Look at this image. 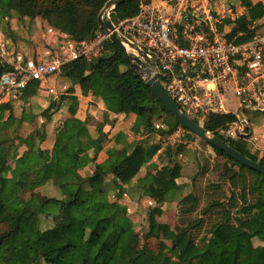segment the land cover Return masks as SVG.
Segmentation results:
<instances>
[{
	"label": "trees",
	"instance_id": "obj_1",
	"mask_svg": "<svg viewBox=\"0 0 264 264\" xmlns=\"http://www.w3.org/2000/svg\"><path fill=\"white\" fill-rule=\"evenodd\" d=\"M107 1L0 0V16L17 13L20 17L40 18L54 30V37L80 41L102 32L98 14ZM148 3L150 0H125L111 9L110 20L117 24L133 17L139 13L141 4ZM239 5L245 12L231 21V30L225 36L235 42H244L255 34L250 25L264 16V4L261 0H239ZM105 45L109 53L91 60L78 58L61 67L60 76L70 81L68 92H74L76 86L82 95L112 99L118 112L144 118V129L148 131L156 130L155 121L165 126L160 130L164 136L180 127L139 73L129 67L121 51L110 40ZM8 68L0 63V75ZM36 86V82H31L12 97L27 98L36 93ZM64 98L62 95L51 100L41 112L42 117L49 119ZM11 102L10 99L0 103V110L8 111L6 118L0 119V147L7 151L18 138L17 132L10 131L16 122ZM68 112L75 114L72 105ZM234 119L231 113H212L202 126L244 156L264 164L263 158L250 151L246 140L222 135L221 129ZM73 123L72 126L64 122L56 128L49 151L35 143L36 137L39 141L45 137L43 127L29 132L23 139L29 150L28 165L24 168H12L6 154L0 152V264H146L137 257L139 233L117 202L108 199L107 188L110 183L114 184L119 197L124 192L123 186L147 164V172L139 179V185L159 205L169 191L176 189L181 165L169 160L159 167L152 159L159 153L161 143L135 141L129 145L124 141V145L118 146L117 142L122 141V135H118L107 158L95 163L90 175L80 177L79 153L98 143L90 137L86 122L75 119ZM194 138L201 140L189 132L187 139ZM183 144L177 146V150H181ZM209 146L239 169L235 172L224 167L223 182H230L237 176L242 185L238 198L230 194L227 199L210 201L202 208L201 216H219L204 247L199 250L191 234V229L202 223L201 216L186 227L172 230L168 224L157 221L154 207H149L145 211L146 231L142 235L168 240L169 252L177 264H264V194L261 188L264 174ZM243 170L255 176L248 193L245 192ZM50 185L61 192L64 189L66 195L54 197ZM209 187L217 188L218 184ZM254 211L260 222L250 225L249 217ZM255 240L261 244L256 245Z\"/></svg>",
	"mask_w": 264,
	"mask_h": 264
},
{
	"label": "built area",
	"instance_id": "obj_2",
	"mask_svg": "<svg viewBox=\"0 0 264 264\" xmlns=\"http://www.w3.org/2000/svg\"><path fill=\"white\" fill-rule=\"evenodd\" d=\"M227 11L231 12L223 7L217 13L210 0H177L165 13L141 4L137 15L112 24L118 35L141 50L150 73L158 74L160 85L185 115L202 125L209 114L231 113L235 119L221 129L222 135L246 140L250 133L246 111H264V16L251 23L255 34L250 39L235 42L217 26ZM109 34L102 31L80 41L52 34L41 39L44 53H27L10 49L0 33V63L9 67L0 75V103L31 82L45 88L51 98L56 96L48 78L60 76L61 67L70 61L109 53L105 45ZM231 96L234 110L225 104ZM188 133L180 126L168 140L186 143Z\"/></svg>",
	"mask_w": 264,
	"mask_h": 264
},
{
	"label": "crops",
	"instance_id": "obj_3",
	"mask_svg": "<svg viewBox=\"0 0 264 264\" xmlns=\"http://www.w3.org/2000/svg\"><path fill=\"white\" fill-rule=\"evenodd\" d=\"M252 1L256 2L259 0ZM261 1L264 4V0ZM170 2V0H161L160 3L150 1L148 5L156 7L165 13L172 7ZM210 2L215 8V0H210ZM220 5L221 8L219 12L223 9V7L230 9L231 11H227L225 13V19L217 25L220 32L222 31L227 34L232 27L231 21L236 16L244 13L245 9L239 5V0H237V3L235 4H232L230 0H223ZM236 6H239L242 11L239 12L238 15H232V8ZM10 16L7 17V19L10 18ZM3 18L5 17L0 16V33H3L5 38L8 40L10 49H18L17 46L19 45L25 46L22 48V51L27 53H44L46 49L41 44V39L43 37L49 38L52 34H55L54 30L46 23V21L40 18L30 19L27 17H21L24 24L23 27L20 28L16 24H12L13 27H19L18 32L21 31V37H19L18 32L14 34V30H12L13 27H11V24L8 25V22V26L6 25V32L5 28H3ZM39 21L44 23L45 25H43L46 26V28L44 27L43 32H39L35 36L37 39L24 41L22 37L24 36V33H26L25 28L28 29L29 25H31V28L34 25L37 26ZM16 27L15 31L17 29ZM19 40L24 41V43L19 42ZM37 43H40V46H37ZM58 77H54V83H48L49 85L55 87L57 94L52 98L48 95L45 88L39 87L36 83L37 86L35 94L27 98H19L16 95L12 97L11 95L10 97L12 98H8V96L3 102H1L5 103L10 99L12 100V112L16 118V122L11 126L10 131L11 133H14V131L17 132L18 138L15 139L14 145L8 151L0 147V152L6 154L8 162L12 168H14V166L24 168L28 165L29 150L23 139L29 132L32 130H39L43 127L45 137L41 141H39L38 137H36L35 143H38V146L41 149L49 151L54 143L56 128L61 126L64 122L73 126V121L76 119L78 121L86 122V127L90 137L98 143L96 146L79 153L77 163L80 177L90 175L95 163L103 162L107 158V152L115 145V142H117L118 135H122V141L119 143L117 142L118 146L124 145V141L129 145L133 144L134 141H145L148 144L161 143L162 147L159 153L152 159V162L159 167L167 164L169 160L172 162H178L181 165L180 176L176 179L177 187L174 189L173 195H171L169 204H165V199L161 204H155L153 199L148 197L144 190L140 187L139 179L147 172V164L140 169L138 174L130 183L123 186L124 192L119 197L116 196L117 187L110 183L107 188V197L111 193L112 199H110V201H116L124 214L126 213L128 216L132 214L130 210H139L142 208L145 212L149 207H154L155 210L157 209L162 217L168 213V210H172V212L176 213L178 212V214L179 212H182V216H185L186 214L196 215L202 207L206 206L212 200L222 199L225 196L229 197L231 193L234 194L236 198L239 197L242 184L237 176L230 182H223L219 189L209 187L217 182V177L219 171L221 170L220 166L222 162H224L221 159H218L220 155L215 154L211 147H207V145L205 146L203 144L201 145L200 140L197 138L187 139L186 137L187 142L183 144V148H181V150H177V148H179L177 146H179L181 142H170L168 140V136L171 133L167 136L161 135L160 130L164 129L165 126L159 121H155L154 123L156 130L148 131L144 129L143 131V128L141 127L142 123L139 121V117L133 113L125 114L118 112L112 99L82 95L79 88L76 86H74V92L69 93L68 88L70 83L67 82L65 86V89H67L63 92L65 98L61 103L58 102L60 103V108L53 112L49 119L42 117L41 112L49 106L50 101L59 97L58 89L62 85H60ZM70 105H72L75 109L74 115H70L68 113V107ZM7 115L8 111L6 109L0 110L1 120L5 119ZM256 123V128H252L250 126V133L246 138V141L248 142L250 151L252 153H256L258 158L264 159V115H260L257 118ZM166 150L167 153L165 152ZM233 170L237 172L239 169L235 167ZM242 173L245 175L244 177L247 178L248 176V179L252 178V181L250 180L251 182H248L245 179V192L248 193L250 185L255 181V176L245 170H243ZM261 188L264 194V178H262L261 181ZM49 189L51 195L54 197L60 198L63 196L62 192L58 188L53 186L51 187L50 185ZM60 194L62 196L58 197ZM128 209L129 211L127 213L126 210ZM136 219L133 218L132 220L133 228L135 222L137 221ZM142 222L145 226L146 221ZM159 222L165 223L163 220ZM259 222L257 212L254 211L249 217V223L250 225H254ZM255 244L260 245L261 242L259 240H255Z\"/></svg>",
	"mask_w": 264,
	"mask_h": 264
},
{
	"label": "rangeland",
	"instance_id": "obj_4",
	"mask_svg": "<svg viewBox=\"0 0 264 264\" xmlns=\"http://www.w3.org/2000/svg\"><path fill=\"white\" fill-rule=\"evenodd\" d=\"M151 2H157V3H160L161 0H150ZM171 4H175L177 0H170ZM221 2H223V0H215L214 2V5H215V9L217 11V13H219V10L221 8ZM230 2L232 4H235L237 3V0H230ZM227 6H228V3H227ZM232 15H238L239 12H241V8L239 6H236V7H233L232 8ZM8 16H6L5 18H3V28H5L6 32H7V26L11 24V27L12 24H16L17 26H19L20 28L24 26L23 24V21H22V18L19 17L18 14H15V13H11V16L10 18L7 19ZM26 21V20H25ZM7 22H8V25H7ZM44 23H42L41 21H39L37 23V26H32L31 28V25H29V28H25L26 30V33H24V36L22 37L24 41H31L32 39H37L35 38V36L39 33V32H43V29L44 27L46 28V26L43 25ZM7 25V26H6ZM16 27V26H15ZM15 27L12 28V30H14V34H16L18 31H19V27L16 29L15 31ZM45 31V30H44ZM21 32V31H20ZM20 32H18V35L19 37H21V34ZM41 38V37H40ZM24 41L22 40H19V42H22L24 43ZM30 43V42H29ZM27 44V43H26ZM37 46H40V43H37L36 44ZM19 50H22L23 47L25 46H17ZM128 51L131 53L130 49H128ZM54 80L55 78L50 76L48 78V83L49 84H52L54 83ZM58 80L60 81V88L58 89V93H59V96L61 97L63 95V92L66 91L65 89V86H66V83H70V81L68 79H65L61 76L58 77ZM64 88V90H63ZM62 89V90H61ZM64 96V95H63ZM234 103H235V98L233 96H231L227 102H225L226 104V108L227 109H231V110H234ZM69 113V112H68ZM247 113V117H248V121L250 123V126L252 128H256L257 126V118L260 116V115H264V111H254V110H247L246 111ZM70 114V113H69ZM139 121H141L142 123V128H143V131H144V126H145V122H144V118L142 117H139ZM141 128V129H142ZM155 128V127H154ZM160 130V128H159ZM188 136V134H187ZM186 136V137H187ZM168 141V140H166ZM135 142V141H134ZM200 143L201 145H207V147H210L208 144H206V142L200 140ZM166 157V156H164ZM223 156H219L218 159H221L222 161V164L220 166V171H219V174H218V177H217V183L218 184V187L215 188V189H219L220 188V185L223 183L224 180L221 179L222 177V174L224 171V167H229L230 169H234L235 167L231 166L225 157ZM245 176V175H244ZM245 179L248 181V182H251L252 178L251 179H248V176L247 178L244 177V182H245ZM251 180V181H250ZM62 195L65 196L66 195V192L64 191V189H62ZM174 193V190L172 191H169L165 197V204H169L170 203V199H171V195H173ZM232 194V193H231ZM61 194L58 195V197L62 196ZM234 195V194H233ZM109 200L112 199L111 198V193L109 194L108 196ZM228 197L225 196L223 197L222 199H217V201L219 200H225L227 199ZM213 201V200H212ZM216 201V200H214ZM203 208V207H202ZM202 208L199 210L198 214H186L185 216H182V212H172V210H168V213L165 215V216H160V212L156 209H154V215L157 219V221H164L166 224H168L172 230H177L178 228H183V227H186L188 226L189 223H193L194 220L198 219L200 216H201V210ZM127 213L129 211L126 210ZM177 211V210H176ZM130 212L132 213L130 216H128V214L125 213L126 217L128 218V220L131 222L132 224V227H133V218H137L135 224H134V229L135 231H137V233H139V236H138V239H137V251H138V254H137V257L139 260L141 261H144L146 264H177V260L176 258L169 252V248H170V242L164 238H154V237H149V238H146L144 237L142 234L146 231V226H144L143 222L142 221H145V215L146 213L144 212V209H139V210H130ZM133 214H136V215H133ZM184 215V214H183ZM134 216H138V217H134ZM203 221L200 225H198L197 227H194L191 229V234H192V238L194 239V241L196 242L197 244V247L199 250H201L204 245H205V240L206 238L209 236V231L210 229L212 228L213 225H215L218 221V218L219 216H216V215H206V216H201ZM141 220V221H140ZM162 223V222H161ZM142 249V252H140V250ZM140 252V253H139Z\"/></svg>",
	"mask_w": 264,
	"mask_h": 264
},
{
	"label": "water",
	"instance_id": "obj_5",
	"mask_svg": "<svg viewBox=\"0 0 264 264\" xmlns=\"http://www.w3.org/2000/svg\"><path fill=\"white\" fill-rule=\"evenodd\" d=\"M123 1L125 0H108L98 14V23L102 31L110 33L109 40L121 51L129 67L139 73L143 78L144 83L150 87L156 98L164 105L166 110L174 116L181 127L193 133L208 145L225 153L241 165L264 174V164L244 156L231 147L227 142L219 138L216 134L206 130L202 125L185 115L176 102L160 85L158 74L150 73L148 65L141 59V57H143L141 50L136 45L128 42L125 38L117 34L114 30L112 21L110 20L109 13L113 7ZM125 43L130 49H135L138 54L134 55L130 53L125 47Z\"/></svg>",
	"mask_w": 264,
	"mask_h": 264
}]
</instances>
